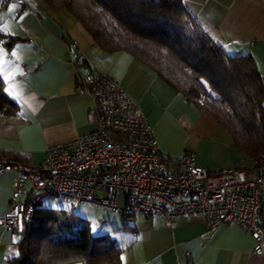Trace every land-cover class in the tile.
<instances>
[{
    "label": "crops",
    "instance_id": "1",
    "mask_svg": "<svg viewBox=\"0 0 264 264\" xmlns=\"http://www.w3.org/2000/svg\"><path fill=\"white\" fill-rule=\"evenodd\" d=\"M183 4L223 54L253 59L264 86V0ZM76 54L93 73L117 82L170 158L189 152L197 165L213 170L252 165L212 115L186 103L129 53L102 51L69 12L52 9L43 0H0L2 92L15 103L12 114L0 115V158L18 157L39 166L48 147L95 130L90 115L94 102L78 89L77 71L69 63ZM17 178L16 169L0 174V217L9 207ZM31 190L27 184L24 201ZM111 213L122 217L121 225L115 220L109 233L120 247L119 264H187V256L191 264H264V255L253 254L252 238L234 224L209 229L197 215L174 218L167 227L159 216L125 219ZM21 240L0 226V264L18 256Z\"/></svg>",
    "mask_w": 264,
    "mask_h": 264
},
{
    "label": "built area",
    "instance_id": "2",
    "mask_svg": "<svg viewBox=\"0 0 264 264\" xmlns=\"http://www.w3.org/2000/svg\"><path fill=\"white\" fill-rule=\"evenodd\" d=\"M69 63L77 71L78 89L94 102L95 130L48 147L39 166L0 158V174L18 171L9 207L0 217L5 231L24 235L41 196L49 195L123 217L159 216L167 227L174 218L197 215L209 229L234 224L252 238L253 254L264 255V151L249 168L201 167L189 152L172 159L159 149L152 127L117 82L93 73L81 54ZM27 184L31 196L24 201ZM186 260L192 263L190 256Z\"/></svg>",
    "mask_w": 264,
    "mask_h": 264
},
{
    "label": "trees",
    "instance_id": "3",
    "mask_svg": "<svg viewBox=\"0 0 264 264\" xmlns=\"http://www.w3.org/2000/svg\"><path fill=\"white\" fill-rule=\"evenodd\" d=\"M43 1L69 12L102 51L132 55L186 103L212 115L252 164L258 161L264 151V86L256 65L250 56L223 54L183 0ZM2 86L0 78V115L8 116L15 103ZM119 254L108 234L94 236L87 222L37 206L10 264H119Z\"/></svg>",
    "mask_w": 264,
    "mask_h": 264
},
{
    "label": "rangeland",
    "instance_id": "4",
    "mask_svg": "<svg viewBox=\"0 0 264 264\" xmlns=\"http://www.w3.org/2000/svg\"><path fill=\"white\" fill-rule=\"evenodd\" d=\"M203 84L208 87L205 81H203ZM97 196L101 198L103 197V193H97ZM41 199L38 205L40 209L52 210L54 213L63 210L67 214H70L75 222H87L90 226V233L94 236L111 233V228L116 224L115 220L121 225V221H118L122 218L121 216L105 211V209L100 207L82 203L70 204L55 196L49 195H42Z\"/></svg>",
    "mask_w": 264,
    "mask_h": 264
}]
</instances>
